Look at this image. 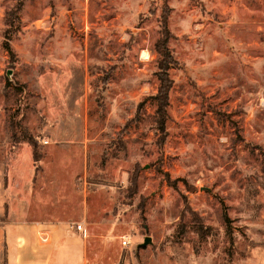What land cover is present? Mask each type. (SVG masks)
<instances>
[{"label": "rangeland", "instance_id": "1", "mask_svg": "<svg viewBox=\"0 0 264 264\" xmlns=\"http://www.w3.org/2000/svg\"><path fill=\"white\" fill-rule=\"evenodd\" d=\"M11 208L81 223L88 264H264V0H0Z\"/></svg>", "mask_w": 264, "mask_h": 264}, {"label": "crops", "instance_id": "2", "mask_svg": "<svg viewBox=\"0 0 264 264\" xmlns=\"http://www.w3.org/2000/svg\"><path fill=\"white\" fill-rule=\"evenodd\" d=\"M30 215V210L11 208L0 220V264H88L81 230L66 220L28 219Z\"/></svg>", "mask_w": 264, "mask_h": 264}, {"label": "trees", "instance_id": "3", "mask_svg": "<svg viewBox=\"0 0 264 264\" xmlns=\"http://www.w3.org/2000/svg\"><path fill=\"white\" fill-rule=\"evenodd\" d=\"M21 3L10 12L9 17L6 21L8 27H13L14 30H18L19 28V17L17 12L19 11ZM9 29V28H7ZM6 29L5 40L2 44V47L12 53L11 47L9 46V33L10 30ZM169 32L166 28V23L163 22L162 29H161V36L156 40L154 43V49L159 56L157 60V67L158 71L156 72L157 80H158V87L157 92L153 96L154 99L157 101V113L160 115V118L157 120L158 127L162 130L164 129L165 124V114H166V107L168 105V94L169 90L172 86V80L168 77V69L176 64V59L173 57L171 50L167 46V38Z\"/></svg>", "mask_w": 264, "mask_h": 264}, {"label": "built area", "instance_id": "4", "mask_svg": "<svg viewBox=\"0 0 264 264\" xmlns=\"http://www.w3.org/2000/svg\"><path fill=\"white\" fill-rule=\"evenodd\" d=\"M70 228H74L75 230H81L82 231V224L81 223L72 222V223H70ZM122 244L124 246H126L127 244H129V241L126 240L125 238H123L122 239Z\"/></svg>", "mask_w": 264, "mask_h": 264}, {"label": "water", "instance_id": "5", "mask_svg": "<svg viewBox=\"0 0 264 264\" xmlns=\"http://www.w3.org/2000/svg\"><path fill=\"white\" fill-rule=\"evenodd\" d=\"M150 242H151V238H150V236H145V237L143 238V242L140 243V244H138V246H145V245H147V244L150 243Z\"/></svg>", "mask_w": 264, "mask_h": 264}]
</instances>
